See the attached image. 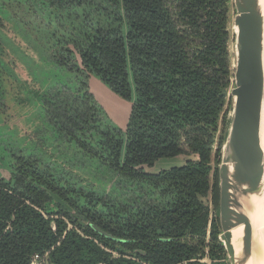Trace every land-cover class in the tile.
Wrapping results in <instances>:
<instances>
[{
	"label": "trees",
	"instance_id": "16d2710c",
	"mask_svg": "<svg viewBox=\"0 0 264 264\" xmlns=\"http://www.w3.org/2000/svg\"><path fill=\"white\" fill-rule=\"evenodd\" d=\"M229 4L0 0V22L12 17L19 31L39 34L33 45L43 57L29 64L37 89L28 100L55 110L57 100L77 94L75 86L84 92L58 126L61 156L19 157L14 184L0 178V264H29L35 255H47V264H228L217 210L231 104ZM45 51L72 74L48 67ZM90 75L132 101L123 132L104 122ZM182 141L198 160L157 174L142 170L184 154ZM103 170L115 176L104 184ZM202 198L210 199L211 218Z\"/></svg>",
	"mask_w": 264,
	"mask_h": 264
},
{
	"label": "water",
	"instance_id": "95a60500",
	"mask_svg": "<svg viewBox=\"0 0 264 264\" xmlns=\"http://www.w3.org/2000/svg\"><path fill=\"white\" fill-rule=\"evenodd\" d=\"M229 6L233 14L230 19L228 15L231 104L218 165V240L228 264H259L254 246L264 238V226L256 222L264 198L259 139L264 106V0H230ZM53 200L63 205L55 196Z\"/></svg>",
	"mask_w": 264,
	"mask_h": 264
},
{
	"label": "flooded vegetation",
	"instance_id": "af4514ba",
	"mask_svg": "<svg viewBox=\"0 0 264 264\" xmlns=\"http://www.w3.org/2000/svg\"><path fill=\"white\" fill-rule=\"evenodd\" d=\"M18 28L19 26L17 25V20H15L12 17H10L8 20H5L4 22H0V109H1L0 114L1 112L5 114L6 111H10L12 112L11 114H13L14 112L12 110L16 107H19L20 109H29V112H31L33 117L31 121L29 120L27 122L29 125L30 132H28L26 136L22 137L26 145L23 144L25 146H23L22 149H19V151L15 149L14 153H11L10 158H9L10 162L8 165L9 172L8 173L6 172L7 175L4 174L5 177H7V179L0 177L1 179L4 180V182H8L10 185L14 184L12 173L15 169V165L19 157L25 158L27 156H36L40 160H43L46 158L45 157L46 153H50V152L55 153L57 158L61 156L62 153H60L61 150L59 149V147L63 148L64 137H63V134L58 129V126L64 125L65 120L66 118H68V116L69 117L73 116L72 113L74 112L76 108L74 106H71L72 101L75 98L80 97L79 95L84 93L83 90H80L77 86H75L74 89H76L75 91L77 92V94L76 95L73 94L71 96L70 95L64 96L62 99L57 100L54 103L56 105L55 110H53L52 106H49V104L46 101L44 103L41 101L40 102L36 101L34 99L31 105L30 104L28 105L27 100L30 97L29 92L31 93V91L37 89L36 82L32 79V77L29 74V70L31 69V66H29V64L31 63L32 66L37 67V65L40 64L39 59H41V56L43 57V54H42L43 51L41 53L38 50L39 51L38 53L37 49L33 45V43L36 42V39H37L36 36L39 34L32 32L31 27L28 28L27 26L26 27L22 26L21 30L24 29L22 30L23 33L19 31ZM2 36H4L5 39L11 40L13 44L19 47L21 51L20 53L22 55L20 56L17 55L15 56V58L10 56L7 45L4 43ZM21 43L23 44V49L20 47ZM34 48L36 49L37 52L34 51ZM45 55L47 56L45 58L47 60L48 67H50L52 70L59 72L58 74H61L62 76H67V75L69 76V74H72L70 72L66 73L63 68L58 67V65H54L53 62L50 61L51 60L50 53L46 52ZM22 56L25 57L24 60L19 59ZM49 62L53 64V67L50 66ZM2 65L4 68L2 67ZM19 70L23 72L22 77L18 75ZM91 77L92 75H90L86 79V81L90 80ZM4 88L7 91H10L11 93V96L8 97V99L12 97L8 101V104L10 103L9 108L5 107V101L1 99L3 96V92H4L2 89ZM17 90H19L18 97L16 96ZM88 91L89 93H91L89 90V87H88ZM24 93H25V97H23ZM88 112L90 115L92 114V104L90 102H88ZM11 117H14V116H11ZM5 118H7V116H5ZM128 118H129V115H128ZM7 122L9 123L10 121L7 120ZM127 122H128V119H127ZM126 124H125V127H126ZM46 145L47 147H45ZM182 147H183L184 154L179 155V157H183V160H184L182 165H184V163L187 160H193V161L198 160V157L196 155L191 154L190 149L183 141H182ZM79 156L80 154L75 152L74 160L76 161V163L69 164L70 167H72L74 170L77 169V164H79L78 162ZM108 188H109V185H108ZM53 196L55 195L51 194L52 199H53ZM55 197L58 198L57 196ZM202 202L206 204V206L208 207L209 218H211L212 205H211L210 199L202 198ZM209 225H210V222H208L207 232L204 238L205 245L209 243ZM218 225H219V222H218ZM92 229L96 233H98L97 231L101 232L100 230H98L97 228L93 226H92ZM101 233L102 234L100 233L98 234L107 239H112L109 235L103 232ZM137 252L140 253V251H137ZM205 252H207V249L205 250ZM35 256H38V255H35ZM39 257H42V256H39ZM43 257H45V263L47 264V255H44ZM32 260L30 261V263L32 262ZM206 261L207 260L205 258L201 262H206Z\"/></svg>",
	"mask_w": 264,
	"mask_h": 264
},
{
	"label": "rangeland",
	"instance_id": "374dc122",
	"mask_svg": "<svg viewBox=\"0 0 264 264\" xmlns=\"http://www.w3.org/2000/svg\"><path fill=\"white\" fill-rule=\"evenodd\" d=\"M229 19L232 17V10H229ZM4 43L7 45L8 52L10 56H20L22 55L19 47H17L13 42L9 39H5L2 36ZM20 47L23 49V44H20ZM232 43L230 40L229 48L231 50ZM25 57H20L19 59L24 60ZM3 67V65H2ZM4 68V67H3ZM8 73V72H7ZM18 75L22 77L23 72L19 70ZM90 92L94 98L95 103L103 112L104 122L115 127L120 131H124L125 124L128 119V115L131 109L130 100H126L115 94L108 86L103 84L96 76H92L90 80L86 81ZM3 96L2 100L5 101V107L9 108L8 101L12 98L10 91H7L5 88L2 89ZM19 90L16 91V96L18 97ZM25 97V93L23 94ZM29 99V98H28ZM32 102L27 100V104L31 105ZM1 111V109H0ZM12 112L6 111V113L0 114V177H5L6 172H9V162L10 155L14 153L15 149L19 151L26 144L22 137L26 136L29 130L28 121L32 120L33 115L29 112V109H20L16 107L12 110ZM28 111V112H27ZM7 116V118H5ZM14 116V117H11ZM7 120L10 122L8 123ZM25 144V145H23ZM183 157H174V158H166L160 159L155 162L152 166H143V170L149 174H157L162 170H168L172 167H178L183 164ZM4 169V170H3ZM5 174V175H4ZM112 174L107 172V170H103L101 181L103 184L112 178H114ZM127 186V185H126ZM108 188V187H107Z\"/></svg>",
	"mask_w": 264,
	"mask_h": 264
},
{
	"label": "bare ground",
	"instance_id": "6f19581e",
	"mask_svg": "<svg viewBox=\"0 0 264 264\" xmlns=\"http://www.w3.org/2000/svg\"><path fill=\"white\" fill-rule=\"evenodd\" d=\"M259 139L262 151L264 153V106L261 115ZM257 225L258 227L264 226V198L259 211L257 212ZM255 258L259 264H264V238H259L254 246Z\"/></svg>",
	"mask_w": 264,
	"mask_h": 264
},
{
	"label": "built area",
	"instance_id": "2783aa9c",
	"mask_svg": "<svg viewBox=\"0 0 264 264\" xmlns=\"http://www.w3.org/2000/svg\"><path fill=\"white\" fill-rule=\"evenodd\" d=\"M30 264H46L45 263V257H39V256H34L32 262Z\"/></svg>",
	"mask_w": 264,
	"mask_h": 264
}]
</instances>
